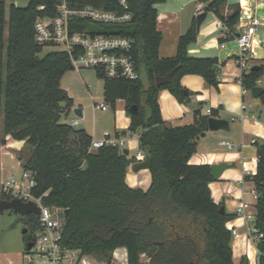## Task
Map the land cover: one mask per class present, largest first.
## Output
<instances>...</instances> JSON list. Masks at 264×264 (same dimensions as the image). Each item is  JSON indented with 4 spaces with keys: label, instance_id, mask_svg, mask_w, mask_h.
<instances>
[{
    "label": "trees",
    "instance_id": "obj_1",
    "mask_svg": "<svg viewBox=\"0 0 264 264\" xmlns=\"http://www.w3.org/2000/svg\"><path fill=\"white\" fill-rule=\"evenodd\" d=\"M166 0H130L132 18L123 24L96 25L103 33L130 37L140 76L136 80L109 78L96 68L104 80V99L115 108L125 101L131 122L128 130L139 135V148L145 158H129L118 146L91 149L93 137L84 128L61 122V115L73 106V98L61 85L64 74L73 68L70 56L62 50L42 55L45 45L35 39L38 16H53L57 0H29L28 5L0 0V137L24 141L19 157L24 170L37 181L33 193L43 196L48 206L68 209L61 243L81 255L113 263V252L126 247L127 264H235L231 230L227 222L235 215L221 212L214 202L209 183L214 180L210 164H192L198 139L209 130V118L218 117L195 110L194 122L173 126L162 117L159 91L168 89L179 101L187 102L180 80L185 74L201 75L209 86L220 83L215 57L190 56L188 47L197 40V18L179 37L174 56L161 57L162 33L157 28L156 4ZM205 12H213L225 25L221 43L238 36L239 3L226 14L228 0H203ZM44 5L45 9H38ZM8 30L7 37L5 35ZM176 71L170 82L156 84L157 76ZM264 74V66L243 71L242 86L251 90ZM264 104V93L260 96ZM137 105L136 113L129 108ZM127 132H117L116 137ZM108 136V135H107ZM257 171L247 179L258 192L254 226L263 237L257 242V264H264V143L257 144ZM130 165L136 170L149 168L152 183L148 190L126 183ZM0 199H10L0 194ZM27 225L26 244L40 229L35 214L20 216ZM28 249L24 251L26 253ZM148 262L142 260V256Z\"/></svg>",
    "mask_w": 264,
    "mask_h": 264
},
{
    "label": "crops",
    "instance_id": "obj_2",
    "mask_svg": "<svg viewBox=\"0 0 264 264\" xmlns=\"http://www.w3.org/2000/svg\"><path fill=\"white\" fill-rule=\"evenodd\" d=\"M193 1L196 2L195 0H180V2L166 0L156 4L158 11L157 28L162 33L159 49L161 57H170L176 54L179 37L189 29L193 19L197 18L195 16L196 7H191ZM245 1L246 4L243 0H237L236 3H239L240 10L242 6H245L250 8L253 15L264 18V0ZM230 5H227L226 14L234 9V7L229 9ZM208 13L200 26L197 40L188 47V53L190 56L218 59V65H220V70H218L219 85L217 87L209 86L199 74H185L180 82L190 92L189 100L181 102L168 89H162L159 91L158 102L162 117L169 125L180 126L193 123L195 110L200 107L202 114L205 115L210 114L211 108H216L219 112L217 118L228 121V129L215 131L209 129L204 136L199 137L196 152L191 156L190 163L227 164L221 175L209 183L211 196L215 203L224 206L228 214L235 215L226 224L229 230L232 228L237 232L231 241L234 263L243 264L247 261L248 264H257L258 241L253 239L249 231V220L244 218L238 209L243 203H247L249 207L246 208L245 212L256 210L255 185L252 180L246 177L256 173L258 164L257 144L264 143V121L261 120L262 118H252L251 114L263 115L264 104L260 98L252 96L251 90L242 86L243 69L236 61L239 54L237 39L221 43L219 37L226 32V29L220 26V19L213 12H211L212 21L215 25H211L212 21L207 24ZM261 28L255 36L254 47L255 50L256 46L259 47L258 52H256L259 54L254 61H264V27ZM241 31L242 27L237 24L236 33L239 34ZM260 80L258 81L260 82ZM117 102L120 103V108L116 113L117 124L115 131L109 133L110 136H115L117 132L125 131L128 133L131 122L130 117L126 114L125 101L119 99ZM243 104L247 105L245 110L242 108ZM242 113L243 117L241 116ZM88 133L91 134L89 131ZM127 133L121 134L125 140L123 149L127 148L126 141L130 140L138 151L140 133ZM91 136L93 137L92 134ZM93 139L96 138L93 137ZM223 142H230L232 146L229 147ZM127 149L130 153V149ZM5 156L4 154L1 160L6 168ZM126 183L132 188L148 190L152 183L149 168L136 170L133 165H130L127 169ZM23 255L24 252L20 254L18 261L11 260L8 264H24ZM80 256H84L86 262L79 261L77 264H106V262L95 259L92 255L80 254ZM113 258L116 263L127 264V248H116L113 252ZM145 259L142 256V260L145 261Z\"/></svg>",
    "mask_w": 264,
    "mask_h": 264
},
{
    "label": "built area",
    "instance_id": "obj_3",
    "mask_svg": "<svg viewBox=\"0 0 264 264\" xmlns=\"http://www.w3.org/2000/svg\"><path fill=\"white\" fill-rule=\"evenodd\" d=\"M196 1V13L205 11L206 3L203 0ZM130 0H57L55 15L38 16L35 21V39L45 46L56 47L57 50L65 51L69 54L73 68H100L109 78L124 77L129 80H136L140 73L136 67V62L130 54L133 40L130 37L115 33L101 32L103 27H96L84 24L81 21L87 20L96 25L123 24L132 18L129 10ZM44 10L45 6L38 7ZM220 26L225 25L220 21ZM238 24L242 31L236 37L239 45V54L236 58L238 65L243 71H249L254 66L253 61L257 57L254 47L255 36L259 29L264 27V18H260L251 13L250 8L242 6ZM97 107L108 110L107 103H97ZM246 104L242 105L245 110ZM243 117V113L241 114ZM252 118H262L264 115L251 114ZM80 118H74L72 125L78 124ZM130 133V131H128ZM127 133V134H128ZM108 135V136H107ZM17 143V144H15ZM223 144L232 146L230 142ZM104 145L118 146L123 150L125 140L122 136H110L105 133L101 139H92L91 149H97ZM24 141L15 140L8 136L0 137V193L13 198H19L24 202H34L40 210V229L35 233L32 241L33 246L23 255L24 264H77L86 262L84 256H80V251L69 249L62 245V235L65 223V208L60 206H48L43 203V196L33 193V188L37 185L36 178L30 170H22L19 177L8 174L1 157L5 154L14 155L11 150H21ZM145 152L140 148L137 151L136 159L143 160ZM22 159H19V163ZM258 198V192H255ZM247 203H243L238 212L250 222L249 231L253 239L259 241L263 233L259 232L253 224L255 213L245 212ZM232 235H236L235 229H230ZM148 261V258L143 255Z\"/></svg>",
    "mask_w": 264,
    "mask_h": 264
},
{
    "label": "rangeland",
    "instance_id": "obj_4",
    "mask_svg": "<svg viewBox=\"0 0 264 264\" xmlns=\"http://www.w3.org/2000/svg\"><path fill=\"white\" fill-rule=\"evenodd\" d=\"M175 1L180 2V0H173V2ZM236 2L237 0H228V4H231L229 9L233 8L232 5ZM11 3L18 6H26L29 0H6L7 11ZM228 4L223 7L224 13L228 11ZM191 7L195 8L196 2L193 1ZM195 16L197 17L198 14L196 13ZM212 17V13L209 12L207 24L213 20ZM211 25L213 26L215 23L212 21ZM7 34L8 30L6 28V37ZM258 49L259 47L256 46V52H258ZM53 50H57V48L45 46L42 55ZM253 63L264 66V61L261 60L253 61ZM61 85L67 90L70 97L73 98V106L68 111L62 113L61 122L71 124L72 118L79 117L80 123L74 126L76 128L87 129L96 139L103 138L105 133H112L115 131L117 124L116 113L120 108V103L117 102L115 108L109 107V109L105 111L97 107V103H105L104 80L97 77L94 68L82 67L68 70L62 78ZM257 85L264 87V74L260 82L257 81ZM77 107L82 109L83 116H78L74 112V109ZM256 114L259 115L258 113ZM140 132L141 130H138L136 133L138 134ZM126 146L130 149L128 157L136 156L137 147L133 145L130 140L126 141ZM11 153L14 157H11L10 154L5 156L6 170L8 174L19 177L23 170V167L19 163L20 151L14 149L11 150ZM20 216L21 215L14 210L0 212V264H8L11 260L15 262L18 261L20 254L26 250L23 230L27 225H25L23 221H20ZM95 259L97 258L95 257ZM113 263L119 264L118 262H114V258Z\"/></svg>",
    "mask_w": 264,
    "mask_h": 264
},
{
    "label": "water",
    "instance_id": "obj_5",
    "mask_svg": "<svg viewBox=\"0 0 264 264\" xmlns=\"http://www.w3.org/2000/svg\"><path fill=\"white\" fill-rule=\"evenodd\" d=\"M207 13L204 11L200 14H198L197 16V28L198 30L200 29V26L202 24V22L204 21L205 17H206ZM259 65H254L252 67V69H258ZM214 69L216 70H220V65L215 64L214 65ZM176 71V68L171 70L166 76H157L156 77V84L158 86H161L165 83H168L171 81L172 76L174 75ZM184 94L185 95H190V92L187 89H184ZM251 93L252 96L254 98H260V96L264 93V88L261 86H254L251 88ZM130 112L132 113H136L138 110V106L137 105H132L129 108ZM74 112L78 115V116H82V109L77 107L74 109ZM229 127V123L227 120L222 119V118H217V117H210L209 118V129L210 130H219V129H228ZM205 133H203L201 136H204ZM123 153L128 155L129 151L127 148L123 149ZM19 159L21 160L22 158L19 157ZM227 167L226 163H221V164H213L211 165V173L212 176L214 178H218L222 171ZM5 210H14L16 212H18L21 216H25V215H29V214H35V215H39L40 214V210L39 207L32 201L29 202H24L23 200L19 199V198H13V199H0V212H3ZM68 209L65 210V214H68ZM225 208L224 206L221 207V212H224ZM24 233L27 232V228H24ZM33 246V242L30 241L26 244V248L29 250L31 249ZM243 264H248L247 261H245Z\"/></svg>",
    "mask_w": 264,
    "mask_h": 264
},
{
    "label": "bare ground",
    "instance_id": "obj_6",
    "mask_svg": "<svg viewBox=\"0 0 264 264\" xmlns=\"http://www.w3.org/2000/svg\"><path fill=\"white\" fill-rule=\"evenodd\" d=\"M243 2L246 4V1L245 0H243Z\"/></svg>",
    "mask_w": 264,
    "mask_h": 264
}]
</instances>
